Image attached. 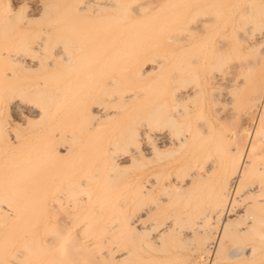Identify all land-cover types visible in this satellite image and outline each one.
<instances>
[{
    "label": "bare ground",
    "instance_id": "6f19581e",
    "mask_svg": "<svg viewBox=\"0 0 264 264\" xmlns=\"http://www.w3.org/2000/svg\"><path fill=\"white\" fill-rule=\"evenodd\" d=\"M20 1L31 7L28 14L23 13L25 17L9 0H0V105L5 98L13 110L33 111L31 116L40 123L46 116L55 115L48 114L53 102L56 105L53 103L52 108L61 105L58 101L66 104L74 96L70 100L73 102L76 92L87 81V86L91 84L89 75L96 70L98 61L100 67L126 65L123 71L121 67L113 69L117 76L107 78V86L114 85L115 89L118 83L136 81L123 98L118 95L119 101H126V105L144 91L151 94L143 95L145 100L151 101L139 112L142 116L138 113L143 126L125 123L124 130L125 125L119 128V135L114 134L115 139L112 136L113 143L110 141L108 146L97 142L98 138L88 142L92 138L88 134L85 136L89 139H81L80 132L90 133L92 126H79L81 122L71 126L69 121L82 118L84 112L80 111H85L84 107L77 110L79 118L70 117L69 126L57 122L62 126L46 128L40 136H32L33 140L26 134L29 126L21 124L19 129L11 121L14 119H10L9 126L12 135L4 139L2 133L8 129L0 124V143L9 148L7 151L3 145L5 150L0 152L7 151L2 153L5 159H0V264H199L182 259L179 249L194 239L197 231L181 230L183 224L202 215L201 211L206 220L218 222V238H206L209 242L201 247L211 255L204 264H264V0H157L153 1L157 2L155 7L151 6L152 0ZM105 11L99 30L96 19ZM86 15L92 16L91 20L96 18L93 21L98 31L93 30V25H85L87 21L93 24L89 17L85 19ZM100 67L97 65V70ZM29 72L37 73L38 80L27 76ZM153 73L157 74L153 83H140ZM106 85H100V89L106 91ZM215 86L224 88L221 95L218 93L220 97L212 98H220L223 103L215 108L218 118L214 122L203 113ZM105 102L99 99L88 108L99 113L94 117L98 122L124 110L120 107L123 103L114 102L109 110ZM19 117L24 124L32 120L25 114ZM229 119H238L231 130L226 125L231 123ZM63 138L68 140L64 142ZM127 140H132L129 146H117ZM74 144L81 146L83 153L76 151ZM85 145L89 146L83 149ZM116 148L121 150L115 156L119 162L110 155ZM71 156L80 160L69 166ZM126 165L141 169L137 188L132 190L130 185V191L125 182H118L121 172L117 169H126ZM58 186L60 190L64 188L67 198L60 194L68 201L70 198L73 209V213L69 212L72 217L65 214L66 223L73 226L75 221L77 226L84 222L79 238L72 227L74 233L59 229L56 222L61 220L55 214L51 216L54 207L52 211L47 208L49 201L56 205L51 198ZM120 191L124 194L118 201ZM56 196L57 192L55 198L62 200ZM168 204L177 206L173 205L176 211L186 208L184 216L170 211L176 213V218L187 216L185 223L179 221V230L186 232L183 237L173 231L178 221L171 222L172 215L171 221L159 223L161 227L152 222ZM83 206L86 210H82ZM194 212L199 214L192 215V219ZM78 220L82 221L76 224ZM200 220L193 224L207 227ZM64 224L61 227L68 228ZM152 224L154 230L157 226L155 231L151 230ZM173 232L183 243L175 242L177 239L172 242ZM199 234L196 241L202 242L205 237L199 238ZM185 245L191 246L188 242Z\"/></svg>",
    "mask_w": 264,
    "mask_h": 264
},
{
    "label": "rangeland",
    "instance_id": "374dc122",
    "mask_svg": "<svg viewBox=\"0 0 264 264\" xmlns=\"http://www.w3.org/2000/svg\"><path fill=\"white\" fill-rule=\"evenodd\" d=\"M3 1H6V0H3ZM12 1V2H11ZM153 1H157V0H152V2ZM151 2V3H152ZM9 3L12 5V4H14V5H12L14 8H18V11L20 10L21 12H19L20 13V15L22 14L23 15V13L25 14V12H26V14H28L30 11V9H31V7H30V4L29 3H27V2H23V1H18V0H9ZM22 4H24V5H22ZM156 5H157V2L155 3ZM154 4V2H153V5H151V6H156ZM18 6V7H17ZM19 8H21V9H19ZM92 11V10H91ZM91 11H90V13H91ZM109 11H111V10H107V12H109ZM106 11L105 12H101V13H99V19H96L95 17H93L92 18V20L90 19L92 16V13H91V17H89V16H87V18H86V16H85V19H88V17H89V19H90V21H92L93 22V24H91V22L89 23L88 21L85 23V25L86 26H89L88 28H90V27H92V25L94 26V22L95 21H93V19L95 18L96 19V25H97V27L98 26H100V28H101V22H100V20L102 21V14H105V13H107ZM21 15V16H22ZM93 15H94V13H93ZM23 17H25V15H23ZM22 17V18H23ZM20 19H21V17H20ZM88 19V20H89ZM94 19V20H95ZM98 20V21H97ZM98 22H100V25L98 24ZM97 27H95L94 26V29L93 30H95ZM87 28V27H86ZM100 28L98 27L97 29H99L100 30ZM92 29V28H91ZM96 29V31H98ZM95 62H97V59L96 60H94V62H92V63H95ZM100 64H101V62L99 63V61H98V63H96V67H97V65H99V67H100ZM93 65V64H92ZM116 65V67H118V68H120V70H124V69H126L125 68V66L126 65H117V64H115ZM107 65H105V67H106ZM113 66H114V64H113ZM112 65L110 66V65H108V67H103V66H101L100 68H101V70H100V68H99V70H97V68L95 67V65H93L92 66V69H94L93 67H95V69L96 70H93L94 72H92V74H90L89 76L91 77H89L90 78V80H92L91 81V84H94V85H92L91 87L92 88H90L89 89V87L88 86H90V85H88L87 86V84H88V81H87V83H85L86 84V86L85 85H83L84 87H81L82 89H83V91L84 92H80V91H82V89L80 88L79 89V91H77L76 92V94H78V96L76 97V99H74V101L72 102V101H70V100H72V98H74V96L72 97V98H70V99H68L67 100V102H66V100H65V102H66V104H63L62 102H59L58 101V103H60L61 105V108H60V106H56L59 110H57V108H55V107H53L52 108V105H53V103L56 105V103L55 102H53L50 106H51V108L48 110L49 111V113L48 114H51L52 112H53V114H55V115H48V116H46V118H45V120L43 119V121L42 122H40V123H38V122H36V118L35 117H33V116H31V113L33 114V111H31V110H26L25 112H22L20 109H14L13 110V107L9 104V101H7V99H5L4 98V100H2V104H3V106H1L0 105V124L1 125H3V127H7L5 130H7L8 129V131H5L4 133H2V135H3V137H4V139L6 138V136L5 135H8L7 137H11V135H12V132L11 131H9L10 130V128H9V126H12V122L14 121V123L16 122L18 125L17 126H19V129H21L23 126H29L27 129V132H26V134L27 133H29V134H27L28 135V137L30 138V140H33V137H38V136H40V134H41V132H43V130H45L46 128L48 129L49 127H51L52 128V126H53V128H55V127H57V126H69L70 124H71V126H75V125H77V124H79L80 122L82 123H80L79 124V126H85V127H87L88 126V128H91V126H92V130H90V133H89V130L88 131H86L85 130V134H84V131L83 132H80V136H81V139L83 140H85L86 138L87 139H89L88 137L89 136H92V138L90 139V141H88V142H92V139H94V138H98V140H97V142L100 140V143H102V145L104 146V145H111V143H113V141H111L112 140V136L114 137L115 135L114 134H116L118 131H121V129H119L120 127H122V126H124V127H122L123 128V130H124V128L126 127V124H127V122L129 123V124H133L134 125V127L137 125V126H143V124L141 123L142 121H141V118H139L138 117V115L140 114L141 115V113H139V112H141V110H142V108H146L147 106H150V101H151V99H150V101H149V98H146V100H145V98H144V96L143 95H146V91H144L143 92V94L140 96V97H143L144 99H141L140 97L139 98H136V99H132V100H130V101H128L127 102V104L125 105V103H126V101H119V99H121V98H119L118 97V95L119 96H124L125 95V93H128V89L130 88V86L131 85H133L132 83H136V81L135 80H131L130 82H127V84L124 82V83H118L117 85H116V87H115V89H113V87H114V85L113 86H107L106 84H107V81L110 79V77L112 78L113 76H117V73L114 71V70H116V69H118V68H115V66L113 67ZM109 67H111V68H109ZM108 68V69H107ZM107 69V70H106ZM111 69V70H110ZM114 69V70H113ZM99 71H101L100 73H99ZM104 71L106 72V71H112V72H109V73H106V75H104V74H102V73H104ZM122 71H118L117 70V72L118 73H124V72H122ZM111 73V74H110ZM116 73V74H115ZM32 75V76H31ZM94 75V76H93ZM108 75V76H107ZM119 75V74H118ZM156 75V76H155ZM27 76H31L30 78H32V79H37L38 80V74L36 73H34V72H29V73H27ZM36 76V77H35ZM67 77H69V76H67ZM97 78V81H96V78ZM98 77H99V79H98ZM102 77V78H101ZM104 77V78H103ZM157 77V74H151L150 76H148V77H146V78H144V79H146V80H142V81H140V83L142 82V83H144V84H147L148 82H152L153 83V81L152 80H154L155 78ZM107 78H109V79H107ZM94 79H95V81H94ZM101 80H102V82H101ZM106 80V81H105ZM95 82V83H92V82ZM90 82V81H89ZM104 83V85H106V87H107V93H106V91H103V86L104 85H102V84ZM131 83V84H130ZM152 83H150L151 84V86H152ZM98 84V85H97ZM122 84V85H121ZM149 84V83H148ZM100 85H101V87H103V88H101L100 89ZM117 86H118V88H117ZM151 86H149L148 85V87H149V89H148V91L147 92H149L150 93V91H151ZM86 87H88L87 88V90H86ZM94 87V88H93ZM132 87V86H131ZM111 88V89H110ZM126 88V89H125ZM128 88V89H127ZM133 88V87H132ZM221 88V89H220ZM222 88H224L223 86H215V87H213V89H212V91H211V93L210 94H212V95H210V94H208V97H209V105H207L206 107H205V110H204V113L203 114H205V112H206V114L204 115V116H206V118L208 119V120H210V121H217V118H218V115L216 114V112H215V108H218V107H222L223 105V103L221 102V100H219L220 98H217L216 99V101L214 100L213 101V99H215V97L217 96V97H220V96H218V93L220 92V95H221V92L223 91L222 90ZM97 89V90H96ZM99 89V90H98ZM110 91H109V90ZM218 89H220V90H218ZM96 90V91H95ZM125 90V91H124ZM128 90V91H127ZM86 91L91 95V96H89V97H87L89 94L88 93H86ZM91 91V92H90ZM99 91V92H98ZM118 92L117 94L115 93V92ZM124 91V94L122 93ZM78 92H80V93H78ZM103 92V93H102ZM216 92H217V94H216ZM84 94V95H82V94ZM85 93H86V95H85ZM109 93L111 94L112 93V95H109ZM215 93V94H214ZM80 94V95H79ZM104 94V95H103ZM103 95V96H102ZM80 96H82V97H80ZM99 96V97H98ZM123 96H122V98H123ZM147 97H149V96H151V94L150 95H148V93H147V95H146ZM86 97V98H85ZM93 97H95L94 99H93ZM98 99H97V98ZM113 97H114V99H113ZM211 97V98H210ZM214 97V98H213ZM84 101V103L86 104H84L83 102H82V100ZM85 98V99H84ZM91 98H92V100H91ZM151 98V97H150ZM213 98V99H212ZM100 99V102H102V99H103V102L106 100V102H105V104H104V107L106 108V109H109V110H111V109H113V106H111V104L113 105V103H114V105H116V102H118L119 104H122L123 103V105L122 106H120L121 108L123 107V109L124 110H121L122 112H117L116 114H113L109 119L107 118V119H105V120H101V121H99L98 122V118H94V117H97V115H99V113H96V112H91V106H92V104H94V102H98V100ZM105 99V100H104ZM58 100H62L63 101V99H58ZM77 100V101H76ZM81 101V104H80V101ZM87 100V101H86ZM97 100V101H96ZM142 100H144V101H142ZM5 101V102H4ZM77 103H76V102ZM79 101V102H78ZM89 101H90V103H91V101L93 102L92 104H90L89 103ZM139 101V102H138ZM141 101V102H140ZM4 102V103H3ZM64 102V103H65ZM117 103V104H118ZM130 103V104H129ZM69 104H71L70 106H68ZM72 104H73V106H72ZM77 104V105H76ZM54 105V106H55ZM63 105H64V107H63ZM66 105H67V107H66ZM87 105H89V107H87ZM142 105V106H141ZM144 105H145V107H144ZM214 105H216V106H214ZM217 105H218V107H217ZM6 106H8V107H6ZM11 106V107H10ZM125 106V107H124ZM135 106V107H134ZM65 107H66V110H65ZM76 107V108H75ZM77 107H79L78 109H77ZM81 107V108H80ZM84 107V108H83ZM85 107H87V108H85ZM133 107V108H132ZM57 110V111H55V109ZM68 108H69V110H68ZM71 108H72V112H71ZM82 108L83 109H86L85 111L84 110H82ZM88 108H90V109H88ZM136 108H138V110L136 109ZM148 108H150V107H148ZM147 108V109H148ZM76 111H75V110ZM82 110V111H80V110ZM116 110L118 109V108H115ZM50 110H52V111H50ZM65 110V111H64ZM74 110V111H73ZM77 110H78V112L80 111V113L81 112H84V113H82L81 114V116H82V118H80V119H75V120H77V121H75V120H72L71 118H73L72 117V115L74 116H78V114L80 115V113H77ZM88 110H89V112H88ZM133 112H132V111ZM145 110V109H144ZM117 111H120V109H118ZM16 112V113H15ZM30 114H29V113ZM67 112V113H66ZM77 114H76V113ZM91 112V113H90ZM130 112V113H129ZM65 113V114H64ZM72 113V114H71ZM87 113H89V115L87 114ZM119 113V114H118ZM139 113V114H138ZM21 114H25L26 116H28L29 117V119H32L31 121H32V123H30L31 121H29V123H27V124H24V121L23 120H21L20 119V115ZM29 114V115H28ZM68 114H69V116H68ZM85 116H84V115ZM57 115V116H56ZM59 115V116H58ZM64 115H65V118H64ZM93 117H92V116ZM124 115H126V116H124ZM132 115H137V117L136 116H132ZM51 116H53L52 118H50ZM54 116H56V117H54ZM67 116V117H66ZM76 116V117H77ZM91 116V117H90ZM142 116V115H141ZM213 116V117H212ZM19 117V118H18ZM47 117H49L51 120H49ZM59 117V118H58ZM64 118V119H62V121L60 120L61 118ZM71 117V118H70ZM80 116H78L77 118H79ZM87 117V118H86ZM124 117H126V118H124ZM132 117H134V118H132ZM212 117V118H211ZM56 118V119H55ZM69 118V119H68ZM75 118V117H74ZM73 118V119H74ZM90 118H92V119H90ZM112 118V119H111ZM117 118H119V119H121L120 121H118L119 119H117ZM123 118V119H122ZM137 118H138V120H137ZM10 119H14V120H11L10 121ZM46 119H48V120H46ZM68 119V120H67ZM72 120V121H69V120ZM85 119H87V121L85 120ZM94 119H96V120H94ZM117 121H116V120ZM133 119V120H132ZM212 119V120H211ZM235 119V118H234ZM54 120H58V121H54ZM67 120V121H66ZM80 120V121H79ZM83 120V121H82ZM107 120H109V121H107ZM127 120V121H126ZM131 120V121H130ZM3 121V122H2ZM22 121H23V123H22ZM50 121H52V122H50ZM65 121H66V124H65ZM68 121L70 122V124L68 123ZM89 121V122H88ZM125 121V122H124ZM131 123H130V122ZM137 121V122H136ZM141 121V122H140ZM214 121V122H215ZM228 121H230L231 123L229 124V123H227L226 125H227V128H228V130H231V129H233L235 126H236V124H238V119H236V122H234V120H228ZM57 122H61L62 123V125H61V123H57ZM78 122V123H77ZM87 122V123H86ZM114 122H116V123H114ZM122 122H124V123H122ZM8 123V124H7ZM37 123V124H36ZM55 124V126H54V124ZM68 123V124H67ZM75 123H77V124H75ZM112 124V126H111V124ZM126 123V124H125ZM140 123V124H139ZM10 124V125H9ZM23 126H22V125ZM30 124V125H29ZM84 124V125H83ZM86 124V125H85ZM113 124H115V125H113ZM117 124V125H116ZM120 124H121V126H120ZM129 124H127V126L129 125ZM7 125V126H6ZM110 127H112V128H110ZM235 125V126H234ZM32 126V127H31ZM107 126L109 127L108 129H107ZM118 126V127H117ZM137 126H136V128H137ZM230 127V128H229ZM39 128V129H38ZM100 130H99V129ZM103 130H102V129ZM114 128H115V131H114ZM130 128H132V125L130 126ZM97 129L100 131V132H98L97 131ZM107 129V130H106ZM110 129V130H109ZM102 130V131H101ZM109 130V131H108ZM137 130V129H136ZM36 131H38L37 133H36ZM94 131H96V132H98V133H95ZM105 131V132H104ZM132 131L134 132L135 131V129L134 128H132ZM3 132V131H2ZM7 132H8V134H7ZM32 132V133H31ZM34 132V133H33ZM94 132V133H93ZM136 132V131H135ZM86 134H88L87 136H85ZM118 135H119V133H117ZM94 135H95V137H94ZM33 136V137H32ZM80 136H78V137H80ZM99 136H102L101 138H99ZM2 137V138H3ZM104 137V138H103ZM109 137V138H108ZM117 137V135L114 137V139ZM104 139V141H103V139ZM35 139V138H34ZM64 139V138H63ZM113 139V140H114ZM65 140H68L67 138L66 139H64V142H66ZM76 140V139H75ZM74 140V141H75ZM80 139L78 138L77 139V141H79ZM83 140V141H84ZM95 140V139H94ZM69 141H71V140H69ZM77 141H75L76 143H78ZM87 141V140H86ZM110 141H111V143H110ZM129 141H132V140H127V141H124L125 143H123L122 142V144H124L123 146H122V144L120 145H117V146H119V148L120 147H124L126 144H128L127 146H129V144H130V142ZM60 142V141H59ZM80 143V142H79ZM78 143V144H79ZM100 143H96V144H100ZM104 143V144H103ZM3 145L5 146V144L4 143H0V152L1 151H3V150H1L2 148H3ZM75 145V144H74ZM101 145V144H100ZM89 145H85L84 146V148L83 149H86L87 147H88ZM81 147V146H80ZM79 145H78V148L76 147V145H75V148L77 149L76 151H78V152H81V151H83V150H79ZM91 147V146H90ZM126 147V146H125ZM5 148H6V146H5ZM81 148V149H82ZM4 149V148H3ZM7 149V151H9V148L7 147L6 148ZM125 149V148H124ZM127 149V148H126ZM5 150V149H4ZM7 151H5V153L7 152ZM84 151H86V150H84ZM88 151V150H87ZM113 152V153H112ZM111 152V156L113 155L114 157L115 156H117V153L119 154V152H121V150L119 149V151H118V148H116V152H115V150L114 151H112ZM2 153H4V152H2ZM2 153H0V159H1V157H2V159L1 160H3V159H5V156L6 155H4V154H2ZM81 153H83V152H81ZM75 154H76V152H75ZM75 154H74V156H75ZM76 157H78L79 158V156H77V154H76ZM81 157V156H80ZM70 159H68L67 160V162H68V165L70 166V165H72L74 162H76L77 160L76 159H78V158H73L72 156L71 157H69ZM74 159V160H71V159ZM66 159H63V161L62 162H66L65 161ZM78 160H80V159H78ZM114 161L115 162H119V159H116V157H115V159H114ZM69 163H71V164H69ZM127 166V165H126ZM131 167H129V165L126 167V169H124L123 167L124 166H120L118 169H117V171H119V174H120V172H121V174H120V176H118V178H119V183H120V185H124V184H122V183H124L125 182V186H128L127 188L124 186L123 188H126V190L127 191H130L133 187H135V188H133V189H136L137 188V185H138V183H139V180H140V172H141V169L140 168H138V167H136V169H135V166H133V165H130ZM136 166H139L138 165V163H137V165ZM130 169H129V168ZM77 169V168H76ZM116 169H114V172H115V175H116ZM124 169V170H123ZM79 169H77V171H78ZM126 170V171H125ZM111 171V170H110ZM113 172V171H112ZM111 172V173H112ZM77 173V172H76ZM124 173V174H123ZM127 175H126V174ZM114 174V173H113ZM118 174V175H119ZM112 175V174H111ZM114 175V176H115ZM123 175H125L124 177H122ZM138 175V176H137ZM137 177V178H136ZM112 178V177H111ZM123 178H125V180L123 181V182H121L122 180H123ZM136 179V180H135ZM113 180V179H112ZM121 180V181H120ZM113 181H115V179L113 180ZM133 181H137L136 183L134 182L133 183ZM117 182V183H118ZM126 182H129L128 184L126 183ZM113 183V182H112ZM117 183H115V185L117 184ZM109 184H110V182H109ZM137 184V185H136ZM111 185H113V184H111ZM118 185V184H117ZM131 185V186H130ZM64 187V185L63 184H61L60 185V187ZM119 186V185H118ZM117 186V187H118ZM131 187V189H130V187ZM59 186L57 187V189H59V190H56L55 192H54V194L52 195L53 197L51 198L52 200L51 201H53V200H56V205L54 206V205H52V203L54 204V202H50L49 201V203H48V209H51V211H52V207H54V209L56 208L57 210H55V212H54V209H53V213L51 212V216H53V214H55L56 215V217H58L57 219H59V220H61V221H59V222H56L57 223V225H58V228L60 229L61 228V230L62 229H64V230H67V229H70V232L71 233H74L73 231H75V233L74 234H76V232H77V237L79 238L81 235H80V233L78 234V232H80V230L83 228V225H84V222L82 221V220H78V222L76 221V224L77 223H79V221L81 222V223H79L77 226L75 225V221H73L74 223H72L73 224V226H69V223H71V222H67L66 223V220H68V219H66L65 220V218L67 217V216H65V214L66 215H68L69 216V214L70 213H73L72 212V207L69 205L70 204V198H69V201H68V199L66 200V199H64L65 197L67 198V196H64V194H63V192H62V190H64V188H62V190H60L61 188H60ZM114 187V186H113ZM121 187L122 186H120V189H121ZM119 188V187H118ZM132 189V190H133ZM125 190V189H124ZM61 191V192H60ZM56 192H57V198H60V199H62V200H59V199H56L55 198V194H56ZM59 192V193H58ZM116 192L118 193V191H117V189H116ZM63 194V196H64V198H63V196H61V194ZM58 194H60V195H58ZM119 194V193H118ZM124 194V193H123ZM122 193H121V191H120V195H117V200L118 199H120L119 197L121 196V195H123ZM55 198V199H54ZM121 198H123V196L121 197ZM61 202V206H62V208H63V206H64V208L65 209H59V208H61V206H59L60 204H59V202ZM65 200L67 201V202H65ZM121 200V199H120ZM119 201V200H118ZM69 202V203H68ZM121 202V201H120ZM119 202V203H120ZM62 203H64V204H62ZM58 204V205H57ZM173 205L174 204H172V206H170L169 204H168V207H167V205H166V207H165V209L167 210H165L164 211V209H163V207L159 210L160 211V213L158 214L157 213V216H155L153 219H152V222L153 221H155L156 223L158 222V225H159V223L162 225H164V223L165 222H168V221H171V222H174L175 221V223H177L176 221H178V224H176L175 225V227H174V229H173V231L174 232H176V234L179 236V237H183V234L184 233H186V232H184V231H190V229H197V231H195L194 233H195V235H193V238L194 239H190L189 241L187 240L188 238V236H186V234H185V236H186V240H187V242L189 243V244H191V246L190 245H185V244H183L184 245V248L183 247H181V249H179V255H180V257L182 258V259H184V260H188V262H198L199 264L201 263L202 264V262H203V264L205 263V261L207 262V260L209 259H211V255H210V253H208V252H206V251H204V249L203 248H201V247H204V245L205 244H207V242H209V241H211V240H216L217 238H218V222L217 221H215V220H211L210 218H208L207 220H206V218H205V216H204V214L202 213V211H201V214L202 215H200L199 214V212H194V213H191V216L192 215H197V214H199L198 216H197V218L196 219H193V217H195V216H190L192 219H193V221H191V222H189V223H185L186 221H184L183 222V219L184 218H186L187 216H185L184 218H183V216H184V214H182V212H184V208H185V206H184V208L183 207H180V209L181 210H179V211H176V210H178V209H176L175 210V208L173 207ZM52 206V207H51ZM58 206H59V208H58ZM84 206H86L85 204H84ZM84 206L82 207V208H84ZM175 206V205H174ZM172 207V208H171ZM175 207H177V206H175ZM88 208V207H87ZM169 208V209H168ZM171 209V210H170ZM186 209V208H185ZM67 210H68V212H67ZM82 210H86L85 208L84 209H82ZM176 211V215H178V214H180V216H181V214L183 215L182 217H179V219H177L176 217H173V216H175V214L173 213V212H170V211ZM70 212V213H69ZM168 212H169V216H170V218H169V216L167 215L168 214ZM61 213V214H60ZM69 213V214H68ZM165 213H167V214H165ZM48 215V213H45V216L47 217V215ZM165 214V215H164ZM54 215V216H55ZM63 215V216H62ZM71 215V214H70ZM162 215V216H161ZM171 215H172V217H171ZM64 216H65V218H64ZM168 216V217H167ZM56 217H55V219H56ZM61 217V218H60ZM69 217H72V215L71 216H69ZM157 217V220L155 219ZM160 217V218H159ZM162 217V218H161ZM167 218V219H166ZM172 218V219H171ZM175 218L177 219V220H175ZM57 219H56V221H57ZM117 218H115V220H116ZM155 219V220H154ZM161 219H162V221H161ZM171 219V220H170ZM202 221H201V220ZM209 219H210V221H209ZM65 221V222H63L62 224H64V223H66L67 225H65V226H67L68 228H62L61 226H63L62 224H59L60 222H62V221ZM108 220H110V219H108ZM107 220V224H108V221ZM112 221H114L113 219H111ZM165 220V221H164ZM197 220H200L203 224L204 223H207L206 225H207V227L206 226H204V225H202V226H204L203 228L201 227H198L197 225H196V223H195V225L193 224L195 221L198 223V221ZM70 221H72V219L70 220ZM112 221H110V222H112ZM118 221V220H117ZM117 221H115V222H117ZM182 222V223H185V224H187V226L185 225V224H183V226H185V228H183V226L181 225V223L180 222ZM210 222V223H209ZM156 223H153V224H156ZM180 223V224H179ZM209 223V224H208ZM215 223H217V225L215 224ZM152 224V229L151 230H154V228H153V225ZM199 224V223H198ZM201 224V223H200ZM211 224H212V226H211ZM235 223H233V225H234ZM74 225H75V227H74ZM157 225V224H156ZM177 225H179V226H177ZM194 225V226H193ZM214 225V226H213ZM232 225V226H233ZM60 226V227H59ZM81 226H82V228H81ZM160 226V225H159ZM181 226H182V229H181ZM190 226H192V228L190 227ZM71 227H72V229H73V231L71 230ZM161 227V226H160ZM216 227V229H214V228ZM81 228V229H80ZM156 228H157V226H155V230H156ZM187 228H190V229H188V230H186ZM210 228V229H209ZM212 228V229H211ZM80 229V230H79ZM176 229H177V231H176ZM179 229H181V230H184V231H181V230H179ZM200 229V230H199ZM150 230V231H151ZM154 230V231H155ZM212 230V231H211ZM214 230V231H213ZM82 231V230H81ZM154 231H151V232H154ZM179 231V232H178ZM181 231V232H180ZM203 231V232H202ZM205 231V232H204ZM207 231V232H206ZM69 232V233H70ZM174 232L172 233V235H175L174 234ZM212 232H214V234H212ZM148 233V232H147ZM183 233V234H182ZM196 233L197 234H199L198 236H199V238H202L201 236H204L205 238L204 239H202V242H198V241H196ZM74 234H69V237H71L72 239H76L77 237H76V235H74ZM180 234H182V235H180ZM78 235H80V236H78ZM149 234H146V236H148ZM177 235H175V237L173 236H171L170 235V237L171 238H173V241L172 242H174V239H177V240H175V242H178V240H179V237L177 236ZM213 235V236H212ZM209 238H208V237ZM47 237V236H46ZM45 237V239L46 240H49L50 238H46ZM177 237V238H176ZM191 237V236H190ZM167 238H169V236L167 237ZM206 238L207 239H209V241L208 240H206ZM181 239H183V238H181ZM172 240V239H171ZM192 240H194L193 242H192ZM197 240H199L200 241V239H198V237H197ZM179 241H181V240H179ZM184 241V240H183ZM196 241V242H195ZM182 242V241H181ZM197 242L199 243V244H197ZM183 243V242H182ZM193 243H196V245H194V246H196V247H193ZM203 244V245H202ZM201 245V246H200ZM243 246L244 245H246V243L244 242V244H242ZM241 245V246H242ZM186 246V247H185ZM230 246L231 247H234V246H232L231 244H230ZM190 249H189V248ZM200 247V248H199ZM176 250H178V249H176ZM183 251V252H182ZM207 254V255H206ZM208 263V262H207ZM206 263V264H207Z\"/></svg>",
    "mask_w": 264,
    "mask_h": 264
}]
</instances>
